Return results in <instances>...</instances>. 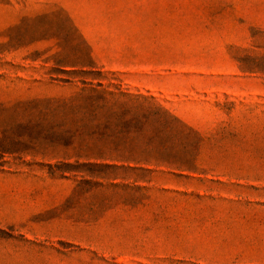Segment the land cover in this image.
Instances as JSON below:
<instances>
[{
  "label": "rangeland",
  "instance_id": "obj_1",
  "mask_svg": "<svg viewBox=\"0 0 264 264\" xmlns=\"http://www.w3.org/2000/svg\"><path fill=\"white\" fill-rule=\"evenodd\" d=\"M0 264H264V0H0Z\"/></svg>",
  "mask_w": 264,
  "mask_h": 264
}]
</instances>
